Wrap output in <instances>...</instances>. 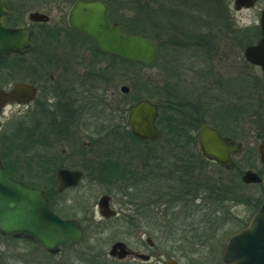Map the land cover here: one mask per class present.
<instances>
[{"label":"rangeland","instance_id":"obj_1","mask_svg":"<svg viewBox=\"0 0 264 264\" xmlns=\"http://www.w3.org/2000/svg\"><path fill=\"white\" fill-rule=\"evenodd\" d=\"M70 1L72 0H12L13 10L17 14L16 18L13 15V21L20 20L29 24V13L37 10L49 15V21L42 23L41 27L45 25L50 27L57 20L60 7L64 4L67 8ZM108 2L109 6H116L114 19L122 20L129 25L136 19L139 6L136 0ZM223 4L226 11L219 17L215 14L216 19H207L198 14L192 17L198 25L201 23L206 26L209 21L215 25L214 28L206 27L209 32L205 29L201 31L210 33V46L209 48L203 46L205 51L191 46L192 42L188 40L190 37L187 36L193 35V32L185 25L190 23V20L185 19L179 22L178 27L166 25L163 28L159 23L158 26L154 23L152 32L160 35L161 47L160 59L153 67L130 66L109 56L95 54L87 56L93 62H99L96 70L108 79L106 81L109 84L110 99L113 98L111 95L113 92L116 99H123L125 107L141 98H148L160 105L158 119L161 124L157 125L162 131V137L159 142L132 143V138L124 133L122 126L118 127L119 122L121 124L118 115L120 105L119 107L110 105L103 117H99V122L105 123L104 129L94 124L88 134L94 147L90 157L94 166L97 162L98 166H101L109 151L112 152L116 146L123 144L115 142L118 138L136 144L137 149L139 147L146 149L151 145L152 149L157 150L155 155L160 160L157 159V164L161 166L157 169L159 174L155 186L159 193L155 194L158 195L157 208L154 211L157 215L153 225L140 226L128 222L129 218H135V211L130 210L134 208L136 199L134 187L128 190L125 182L118 181L111 185L109 183L112 181H108L106 177V181L98 182L102 175H87L76 188L63 194L65 199H68L65 208L54 206V210H63L82 221L85 228L83 239L76 245L53 255L45 253L33 242L0 235V264H106L108 258L106 252L111 242L123 240L136 247L138 236L145 238L146 235L151 237L154 245L152 247L144 245L140 251L155 256L154 264H163L168 257L175 258L179 264H219L224 240L245 222L256 207L264 204V164L260 161L257 150L258 142L264 137V76L258 66L246 65L243 55L244 47L256 39L251 33L253 27H259V14L264 0H257L253 6L240 10L234 9L233 0H224ZM186 18L191 19L188 14ZM181 25H184L183 30L180 28ZM35 27L38 30L40 24L36 23ZM53 52L65 55L69 53L53 49L48 52V56ZM33 55L34 53L29 55L26 61L32 59ZM70 55L73 58H86L87 54L83 50H73L70 51ZM246 75L253 77L250 79L253 82L251 88L246 85L247 80L244 77ZM122 86H126L128 91L122 92ZM185 112L189 116L183 119L182 115ZM119 114L122 115L121 109ZM52 116L50 123L53 119L56 121V116ZM169 117L173 120L170 128L173 127L175 130L169 129L170 132H167V129L161 126H166L167 121L164 118L169 120ZM38 118H44L40 111L29 116V125L38 124ZM175 118L179 122H176ZM193 118L202 119L201 123L207 122L217 126L223 134L236 136L243 142L244 149L233 156L239 171H228L236 176L237 182L229 183L224 179L226 173L223 170L205 162L204 204L198 207L197 204L201 201L190 202L188 207L180 208L177 212L178 208H172L170 202H166L165 195L167 170L173 160L167 155L168 149L172 151L171 144L167 141L170 138H185L186 130L191 128L186 124ZM21 119L19 115H13L4 120V125L0 128L4 158L8 157L13 163L29 165L30 171L24 177L33 183L43 185L45 180L33 174L38 172V167L46 166L48 161L46 156L58 155L63 145L57 142L55 145L43 146L40 140L30 141L19 126L22 124ZM187 119L189 122L185 123ZM32 129L35 130L34 139L38 138L40 135L38 127L34 126ZM73 129L80 128L77 125L67 128L70 131ZM97 140L105 141L102 143ZM64 145L67 146L66 143ZM195 154V150L192 151L189 147V155ZM126 155L123 156L126 158ZM113 158L118 160L119 154L115 152ZM80 160L78 157L74 163L79 165ZM83 161L81 160L82 163ZM131 164L134 169V164ZM247 169L255 171L261 177V182L241 181V175ZM207 178H211L214 187ZM226 186L228 188L222 190ZM109 191L115 194L113 204L118 210V215L110 220L89 222L87 218L92 217L91 209L99 195ZM125 191L127 197L122 196ZM232 194L235 201L231 202ZM94 216L99 219L97 214ZM126 261H128L126 264H144L134 263L130 261V257Z\"/></svg>","mask_w":264,"mask_h":264},{"label":"flooded vegetation","instance_id":"obj_2","mask_svg":"<svg viewBox=\"0 0 264 264\" xmlns=\"http://www.w3.org/2000/svg\"><path fill=\"white\" fill-rule=\"evenodd\" d=\"M3 1L7 6V12L3 19L4 24L8 27H29L32 29V35L31 48L28 52H13L0 57V93H12L11 99H9L8 95L4 97L0 96V128L4 125V120L11 118L13 115H19L22 117V124H19V126L25 131V136L29 138L30 141L40 140L42 143L41 145L43 146H49L50 144L55 145L57 142L63 145L60 148L58 155L46 156L48 160L46 166L44 165L43 167H38V172L33 174L37 175L39 179L45 180L44 184L40 185L33 183L24 177V175L30 171L28 167L29 165L24 163H13L11 159H8V157L4 158L3 144L0 139V160L3 164L5 173L23 181L24 183L42 188L48 197L50 206L53 210L55 205L63 208H65L64 206H67L65 204L68 203V199H65L63 194L68 190L76 188L81 180L87 175L96 174L97 176L102 175V177L107 178L108 176L117 174L114 177L117 178L119 182H125V187L128 190L131 187H134L133 189L136 199L133 204L134 208H130V210L135 211V218H129L128 222L132 225L140 226L153 225L154 221H156L157 215L154 211L157 208L156 204L158 195L156 196L155 194L159 193L157 187L155 186L157 185L156 177L159 174L157 169L161 165L157 164V161L159 160L155 155L157 150L152 149L151 145L147 146L148 148L146 149L143 148L144 150L140 149V147L137 149L138 146L136 144H151L154 142H159L162 137V131L159 128L161 131V137L159 139H141L132 134L130 128L126 124V115L129 105L134 102H131L128 107H125V102L123 103V99H116L115 93L113 92H111L113 98H109V84L107 83L108 81H106L108 79H106V77L98 70H96V65L99 62H93L92 59L87 57L88 55L94 54L93 48H95V46L93 42L83 34L70 28L67 24V12L75 0L70 1V4L67 8L64 6V4L62 7H60V14H58L57 20L50 27H46V25L41 27L43 26L42 23H47L49 21V15L46 12L41 11L38 12L46 14L48 16V20L35 21L29 19V24L20 20L13 21V15L16 18L17 14L13 10L14 8L12 7V0ZM103 1L107 3L108 15V10L110 7L109 2L108 0ZM36 23L40 24L38 30L35 27ZM260 37L261 36L259 35L254 43H256ZM51 43H53L52 46L50 45ZM48 44L49 46H47ZM247 45H250V43ZM57 48L61 52L68 51L69 53L67 52L68 54L65 55V53L53 52L49 53L48 56V52L50 50H58ZM73 50L85 51L87 54L86 58H73L70 55V51ZM33 53L34 55L32 59H28L26 61V58ZM245 61L246 65L253 66V64L247 60ZM244 77L247 80L246 85L251 88L253 86V82L250 79L253 77L249 75ZM15 84H22L24 86L19 87L18 90H13ZM121 104H123V108H121ZM110 105H118V107L120 105V108H118V115L121 124L119 122L118 127L122 126L124 133L126 130L129 131L132 135V137L130 136L132 138L131 142L136 144L134 145L128 143L125 139L121 138L115 139V142H123V144L121 146H116L114 149L116 150L117 147L118 149L116 151L113 149V153L109 151V154L106 156L104 163L101 166H98L99 162H97L94 166L92 160H90V157H92L91 154L94 152V147L92 141L89 139L88 134L92 130L94 124L95 126L98 124L102 127L101 129H104L105 123L104 121L99 122V117H103L104 112L110 108ZM120 109L122 111V115L119 114ZM37 111H40V114H43L44 118H38V124L33 123L32 125H29V116L33 115ZM52 115L56 116V121L53 119V122L50 123L53 117ZM48 117L50 118L46 119ZM157 119L158 116L156 118V126L158 127ZM204 123L207 122L200 123L196 128H194V140H189L185 135V138H170L167 141L172 147V151L170 149L167 150V155H169L173 160L169 164V170H167V191L165 195H167L166 202H170L172 208H178L177 212L180 210V208L184 209L188 207L187 205H190V202L194 203L197 202V200L201 201V203L197 204L198 207H202L204 204L205 162H209L215 166H218L219 170H223V172L226 173V178L224 177V179L231 183L233 180L232 177L234 178L235 175L228 171L237 172L238 168L233 156L242 152L244 149L243 142L237 139L236 136L231 134H223V132L217 126L207 123L214 127L223 137L232 138L235 141L240 142L241 145L240 151L230 153V158L233 161L234 166H225L215 160L206 158L202 155L196 139L198 129ZM74 125H77L80 128V131L76 129H73V131L67 130L69 127L73 128ZM186 125L193 127L190 124ZM34 126H37L40 132V135H38V138L36 139H34L33 135L35 130L32 129ZM263 138L258 142V144L263 140ZM97 141L104 143L105 140ZM65 143L67 146L64 145ZM192 143L195 145L191 146ZM189 147L192 151L195 150V155H189ZM119 151L122 153L120 154ZM115 152L119 154L118 160L113 158ZM124 154H127L126 158H130L126 159L123 156ZM78 157L81 160H84V163H82L80 160L79 165L75 164L74 161L77 162ZM131 163L134 164L135 170L131 167ZM58 169L79 170L82 174L75 185L60 188L57 178ZM114 170H117V173H115ZM52 177L54 178L53 191L50 190L52 183L49 181V179ZM102 195L108 196L107 204L108 207L114 211V214H110L109 216H103L100 214L98 202ZM114 196L115 194L110 191L101 193L95 203V206L91 209L92 217L87 218V220L93 223L102 220H110L116 217L118 215V210L113 204ZM122 196H128L126 191L124 194H122ZM70 201L72 202L71 199ZM230 201H235L234 194H232ZM258 207H256L254 211ZM71 208L72 206L69 207V209ZM54 211L64 219L71 218L79 221L83 228V236L81 238L82 240L85 235V228L82 221L70 213L66 214L63 210ZM254 211H252V213ZM94 214H97L100 220H97ZM251 214L237 230L247 224ZM0 235L8 236L1 233ZM9 236L14 239H24L33 242L24 237ZM81 240H79L77 243H79ZM118 241L125 244V250L127 253L123 256L119 255V252L122 251L119 248L112 254L109 252L111 246ZM224 242L221 245V250ZM77 243L69 247H60L55 252L46 251L42 249L37 243L35 244L39 246V248L45 253L55 255L62 249L70 248ZM144 245H147L148 247H152L154 245V242L150 236L146 235L145 238H143V236H138L136 247L130 246L123 240L113 241L110 243L106 252L108 257L106 259V264H126L128 262L126 261L128 257H130V261H133L134 263L140 262L144 264H154V259H156L155 256H153L151 253L140 251L142 248H144ZM221 250L219 264H225L222 261ZM138 255L142 256L139 257ZM169 259H172L177 264H179L178 261L173 257H168L165 259L163 264H165V262Z\"/></svg>","mask_w":264,"mask_h":264},{"label":"water","instance_id":"obj_3","mask_svg":"<svg viewBox=\"0 0 264 264\" xmlns=\"http://www.w3.org/2000/svg\"><path fill=\"white\" fill-rule=\"evenodd\" d=\"M257 0H233L234 9L249 8ZM107 3L103 0H75L67 12V24L70 28L89 38L96 50L127 62L150 68L159 59L158 42L146 35L124 32L121 25L111 21L107 16ZM7 6L0 0V57L17 52L25 53L31 48L32 29L26 26L8 27L3 19ZM29 19L48 20V16L38 11L30 12ZM261 37L257 43L247 45L243 54L247 61L260 66L264 74V5L259 14ZM22 84H15L18 90ZM127 92L126 86L121 87ZM11 94L0 93V96ZM158 105L141 98L129 105L126 124L133 135L141 139H159L161 131L156 126ZM196 139L202 155L225 166H234L231 152L240 151V142L223 137L214 127L204 123L198 129ZM259 159L264 164V138L257 146ZM81 171L58 169L57 178L60 188L72 186L80 179ZM244 183H260L261 177L253 170L247 169L241 176ZM108 196L99 198L100 214H114L107 204ZM104 208V209H102ZM0 233L15 237H24L37 243L50 252L60 247H69L83 236V228L76 219L60 217L50 206L44 190L18 180L5 173L0 160ZM120 256L127 253L125 244L114 243L109 252L117 249ZM141 257L142 255H138ZM225 264H264V204L250 216L247 224L232 233L224 242L221 250ZM165 264H177L169 259Z\"/></svg>","mask_w":264,"mask_h":264},{"label":"trees","instance_id":"obj_4","mask_svg":"<svg viewBox=\"0 0 264 264\" xmlns=\"http://www.w3.org/2000/svg\"><path fill=\"white\" fill-rule=\"evenodd\" d=\"M223 1L224 0H136V4L137 2H139V6L136 5V7L138 6V11L136 14L137 16L135 17L136 19L130 23V25L125 22H122V20L120 21L119 19L116 20L113 18V13L116 12L115 11L116 6L114 7V5H110L109 10H108V17L111 21L118 22L125 32L138 33V34L149 36L155 39L159 43L160 47H161V43L159 42L160 35L156 34L155 32H152L153 31L152 27L154 23H156L157 26L160 24V26H162L163 28L166 25H169V26L177 25L178 27L179 22H183V20L188 19L190 20V23H186L185 25L188 30L190 29L193 32V35L187 36V37H190L188 40L192 42L191 46L197 49L199 48V50L203 49V51H205L203 46L208 47V48L210 46V42H211L210 33L207 34L201 31L202 29L207 30L206 27L214 28L215 25L213 22H210V21L206 24V26H204V24L201 25V23L198 25L197 22L195 23L192 20V17L198 14V15L204 16L207 19H212V18L216 19L217 17H214L215 14L218 15L219 17L222 12L225 13L226 11V6L223 4ZM187 14L191 17V19L186 18ZM181 26L180 28H182L183 30L184 25L182 27ZM207 32L209 31L207 30ZM251 36L253 38H256L255 40H257V38L259 37V27L258 26L253 27ZM255 40L251 41L250 43L254 42ZM93 51H94V54L97 56L98 55L99 56H109L110 58L116 59L120 62H124L130 66L135 65L138 67H143L140 64L120 60L114 56L100 54L95 48H93ZM182 116L184 117L183 119H186V117L189 115L188 113L185 112L183 113ZM164 119L167 121V123H166V126L160 125L161 128L165 127V129H167V132L175 130L173 129V127L170 128V125H172L173 123L172 118L169 117V120L167 118H164ZM175 119H176V122H179L177 121L178 120L177 118ZM186 121L187 122L185 123L189 122L188 119ZM201 121L202 119L200 120V119L193 118L192 121L188 123L193 126L189 130H186L187 131L186 137L189 140H194V135L192 131L194 130V128H196L201 123ZM157 123L161 124L160 119H157ZM125 133L132 137L129 131L126 130ZM194 145L193 143L191 144V146H194ZM237 171H239L238 168H237ZM114 172L117 173V170H114ZM115 175L113 174L107 177L108 181H112V183H109V184L112 185L118 182L117 178L114 177ZM232 179H233L232 180L233 182L236 181V176L234 178L232 177ZM207 180H209L210 184L213 185L214 182L211 181V178H207ZM49 181L52 183L50 186V190L53 191L54 190L53 189L54 179L51 178L49 179ZM99 181L104 182L106 181V179L105 177H101V178H98V182ZM214 186L215 185H213V187ZM226 188L228 187L227 186L223 187L222 190Z\"/></svg>","mask_w":264,"mask_h":264}]
</instances>
